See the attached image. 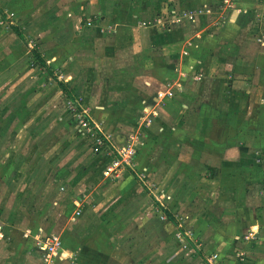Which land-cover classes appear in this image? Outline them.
I'll return each mask as SVG.
<instances>
[{
	"label": "crops",
	"instance_id": "crops-1",
	"mask_svg": "<svg viewBox=\"0 0 264 264\" xmlns=\"http://www.w3.org/2000/svg\"><path fill=\"white\" fill-rule=\"evenodd\" d=\"M223 3L0 0V7L12 11L18 22L11 21L7 39L24 43L13 27L25 39L39 36L37 49L51 69L67 59L97 68L95 74L87 70L85 78L81 74L78 81H85L84 104L104 137L109 139L111 134L104 132L108 129L121 138L126 123L138 134L147 132L141 133L143 141L164 138L158 157L150 156L156 171L180 162L177 149L190 152L196 147L199 153L189 158L188 170L179 175L203 179L198 185L205 198L199 200L205 216L200 224L201 240L207 245L204 255L210 251L219 264H264V34L258 27L264 20V0H233L231 16L217 26ZM78 51L103 53L108 61L100 63L95 55L79 61L72 56ZM102 82L108 89L104 103L98 101L99 95L91 99ZM27 161V156L21 160L16 155L0 172V264H106L103 254L89 248L90 237L84 236L97 213L80 229L60 220L65 208L67 212L73 208L68 204L55 223L36 232L29 229L20 213L27 208V199L20 198L26 181L18 175ZM199 167L204 170L196 171ZM170 168L173 172L174 166ZM89 177L84 173L74 187ZM212 181L215 185H208ZM211 227L209 234L205 228ZM52 232L63 244L45 262L36 245Z\"/></svg>",
	"mask_w": 264,
	"mask_h": 264
},
{
	"label": "rangeland",
	"instance_id": "rangeland-1",
	"mask_svg": "<svg viewBox=\"0 0 264 264\" xmlns=\"http://www.w3.org/2000/svg\"><path fill=\"white\" fill-rule=\"evenodd\" d=\"M231 5L223 3L220 10L224 13L219 15L217 26H223L226 16H231ZM11 12L0 7V172L14 156L18 155L21 160L27 156L28 161L18 175L26 181L20 187L23 190L20 198L27 199V208L20 213L29 229L36 232L55 223L57 216L64 212L63 207L71 204V211L65 208L60 220L65 219L77 228L82 229L97 213L90 232L84 236L90 237L89 248L103 254L106 264H219L210 251L204 255L207 245L201 240L200 224L205 216L199 200L205 198L200 197L198 183L203 179L179 175L180 170H188V160L199 153L198 149L192 147L195 152L177 149L175 154L179 152L180 162L172 165L173 172L175 169L177 172L168 176L172 166L156 171V164L150 161L151 153L158 157L165 147L164 138L162 142L143 141L140 137L144 131L138 134L135 127L122 123L123 136L118 140L110 130L104 129L111 134L107 139L98 126L85 125V120L92 121L93 115L84 104L88 100L85 81L79 82L78 78L81 74L85 78L92 67H81L79 62L73 64L68 59L52 67L54 74L30 67L33 51L39 50V36H28L24 43L9 41L11 21L18 23ZM258 27L264 34L263 19L259 20ZM95 53L78 51L72 56L85 61ZM95 56L100 63L102 59L107 60L103 53ZM96 69H90V73L95 74ZM57 79L70 89L68 97ZM96 86L99 93L91 95V99L99 95L98 101L103 102L107 83ZM118 90L114 89L115 93ZM129 138L135 143V156L115 169V161L122 157L112 143L125 144ZM202 169L199 167L196 171ZM87 172L90 174L87 183L74 187L78 178ZM208 198L212 200L211 196ZM168 210L175 224L169 222L164 212ZM205 230L213 233L212 227ZM198 254L203 259H194Z\"/></svg>",
	"mask_w": 264,
	"mask_h": 264
},
{
	"label": "built area",
	"instance_id": "built-area-1",
	"mask_svg": "<svg viewBox=\"0 0 264 264\" xmlns=\"http://www.w3.org/2000/svg\"><path fill=\"white\" fill-rule=\"evenodd\" d=\"M224 4L230 5L233 0H223ZM85 125L92 126L91 120H85ZM96 126V125H93ZM108 139V138H107ZM133 140L135 138L132 137ZM112 143V142H111ZM112 147L115 149L116 153L122 157L120 160H116L114 163L115 169L119 168L123 165V163H128L129 160H132L135 156L136 150H135V143L130 141V138L128 139V142H125V144H113ZM62 247V241L58 234L55 233H47L45 236L40 237V239L37 242L36 248L43 250L44 252V261L49 262L53 255L58 254L60 252Z\"/></svg>",
	"mask_w": 264,
	"mask_h": 264
},
{
	"label": "trees",
	"instance_id": "trees-1",
	"mask_svg": "<svg viewBox=\"0 0 264 264\" xmlns=\"http://www.w3.org/2000/svg\"><path fill=\"white\" fill-rule=\"evenodd\" d=\"M14 32L18 35V37L21 40H25L24 35L20 32V30L17 27H13ZM32 57L33 59L30 62V67L32 68H41V69H46L47 72H49L50 74H54L53 70L48 66V64L46 63L45 58L42 56V54L39 52V50H34L32 53ZM57 83L58 86L61 88V90L65 93V95L68 97L71 93H70V89L68 88V86L66 84H64L62 81L57 79ZM103 138V137H102ZM103 140H105L103 138ZM167 218L176 223L174 217L172 216L171 213H169L168 211H165Z\"/></svg>",
	"mask_w": 264,
	"mask_h": 264
}]
</instances>
